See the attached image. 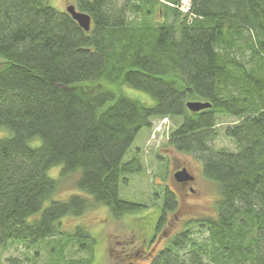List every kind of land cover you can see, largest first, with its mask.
Wrapping results in <instances>:
<instances>
[{
	"label": "trees",
	"instance_id": "16d2710c",
	"mask_svg": "<svg viewBox=\"0 0 264 264\" xmlns=\"http://www.w3.org/2000/svg\"><path fill=\"white\" fill-rule=\"evenodd\" d=\"M65 1L90 30L47 0H0V253L22 246L36 258L43 245L53 264L93 263L92 252L65 257L98 239L64 220L144 211L121 196L141 168L124 157L143 128L172 118L167 144L198 161L216 194L146 264H264V0H191L189 12L182 0ZM197 101L211 106L192 111ZM222 134L235 150L213 147ZM159 197L151 249L180 209L168 185Z\"/></svg>",
	"mask_w": 264,
	"mask_h": 264
},
{
	"label": "rangeland",
	"instance_id": "374dc122",
	"mask_svg": "<svg viewBox=\"0 0 264 264\" xmlns=\"http://www.w3.org/2000/svg\"><path fill=\"white\" fill-rule=\"evenodd\" d=\"M47 2L59 10H66L69 4L65 0H47ZM152 124L153 127L143 128L137 134L135 143L131 145L124 159L125 161L138 159L141 163L140 172L128 175L127 183L122 184L120 188L123 199L144 204L146 209L134 215L112 218L109 208L103 206L84 218H66L63 225L66 230H74L76 224L83 222L98 239L96 248H90L87 251H80L76 244L71 243L64 251L66 258L88 261L91 257L90 252H92L94 262L91 264H127L124 263V256L127 252L126 254L131 253L133 259L129 264H146L148 263L146 257L151 258L157 249L165 245V242L161 241L165 235H168L166 233L174 232L170 230L171 225H177L176 229L181 228L180 223L185 217L201 216L200 210L207 211V208L212 205V199L216 194L215 186L203 179L198 161L191 156L181 154L167 144L178 122L175 123L172 118H156ZM227 124H231L229 120L219 124L220 129ZM214 142L215 149L235 150V144L223 134ZM183 168H186L188 173L194 177V180L184 187L178 186L180 181L175 178L176 171ZM60 170V166H57L50 169L48 173L57 178ZM167 185L177 194L180 209L175 214L172 213L166 217L168 218L166 222L169 223L161 228V237L156 244L153 243L151 249L152 246L148 242L152 244L153 237L159 236V234L153 236L151 228L157 220L158 209L162 204L159 196ZM71 192L64 194L68 195ZM52 241L49 239L46 243L51 245ZM0 254L2 255L0 258L13 257L21 260V264H53L49 249L43 245L36 258H34L33 250L27 251L22 246H11ZM62 264H65V261H62Z\"/></svg>",
	"mask_w": 264,
	"mask_h": 264
},
{
	"label": "water",
	"instance_id": "95a60500",
	"mask_svg": "<svg viewBox=\"0 0 264 264\" xmlns=\"http://www.w3.org/2000/svg\"><path fill=\"white\" fill-rule=\"evenodd\" d=\"M68 12L71 13L73 18L76 20V22L79 23V25L83 29H85L86 31L90 30L91 17L88 14L77 11L74 5H71L68 7ZM187 105L192 111H199V110L207 109L208 107L211 106V104L207 103V101L206 102H201V101L189 102ZM175 178L178 181L194 180V177L188 173L186 168H183L182 170L177 171L175 173Z\"/></svg>",
	"mask_w": 264,
	"mask_h": 264
},
{
	"label": "bare ground",
	"instance_id": "6f19581e",
	"mask_svg": "<svg viewBox=\"0 0 264 264\" xmlns=\"http://www.w3.org/2000/svg\"><path fill=\"white\" fill-rule=\"evenodd\" d=\"M181 8L183 9V11H185V12H189L190 11V9H191V4H192V2H191V0H182V2H181ZM71 5H73V4H68L67 5V7H66V10H63L62 9V11H64V12H67V13H69L70 15H71V13L70 12H68V7L69 6H71ZM75 6V5H74ZM76 8V7H75ZM77 10V9H76ZM78 11V10H77ZM80 12V11H79ZM84 13V12H83ZM87 14V13H86ZM72 16V15H71ZM90 16V15H89ZM73 17V16H72ZM74 19V18H73ZM75 20V19H74ZM76 21V20H75ZM78 23V22H77ZM91 23H92V21H91ZM127 155V154H126ZM124 159H125V157H124ZM126 162H128L127 160L125 161L124 160V163H126Z\"/></svg>",
	"mask_w": 264,
	"mask_h": 264
},
{
	"label": "flooded vegetation",
	"instance_id": "af4514ba",
	"mask_svg": "<svg viewBox=\"0 0 264 264\" xmlns=\"http://www.w3.org/2000/svg\"><path fill=\"white\" fill-rule=\"evenodd\" d=\"M192 181H182V182H178V186L181 185L182 187L187 186L191 183Z\"/></svg>",
	"mask_w": 264,
	"mask_h": 264
}]
</instances>
